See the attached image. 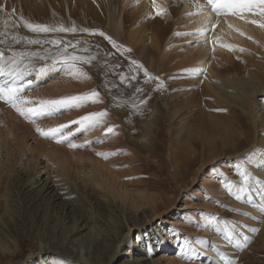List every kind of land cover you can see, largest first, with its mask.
<instances>
[{"label":"rangeland","instance_id":"1","mask_svg":"<svg viewBox=\"0 0 264 264\" xmlns=\"http://www.w3.org/2000/svg\"><path fill=\"white\" fill-rule=\"evenodd\" d=\"M1 1L7 5L9 12L1 13L0 18L17 20L24 30L27 29L23 27V20L52 26V16L62 21L64 26L75 25L78 30L75 34L46 36L31 32L33 39H62L68 47L64 51L63 44L57 49L42 43L38 45L42 51L34 52L38 55L24 57V62L30 57L29 60L37 65L48 64V70L44 73L50 71L56 75L60 71L61 74L39 83L33 89L27 88L23 96L52 81L48 87L63 85L62 95L66 97H70L67 94L81 95L95 90L100 93L99 102H88L79 109L93 110L106 102L109 113L125 112L131 122L128 124H141L148 115V105L153 99H166L167 102L170 98L173 109L182 117L180 122L185 124L182 135L197 138L199 147L194 148L193 159L188 164L187 161L184 163L186 168L181 172L184 178L176 179L170 174L172 169L168 151L169 143L173 144V140H168L167 135L159 140L162 147L155 157L137 156L133 150H128L126 154V150L123 151L124 155L119 160L118 153L106 158L97 157L102 163L106 161L104 164L110 169L119 172V176L125 177L126 188L133 195L127 199L118 197V191L111 195L106 186L100 187L86 176L85 172L90 168L86 166L89 160L86 155L83 158L77 155L79 152H90L95 146L93 139L87 136L88 132L81 131L69 136L71 142L86 144V147L71 148L68 141L60 144L64 147L57 144L41 146L37 128L32 127V134L23 135L3 125L0 127V264H264V226H261L260 218L253 215L250 189L254 174L247 169L245 156L244 164L236 161V156L231 152L225 151L211 159L207 154L205 135L201 132L196 134L195 129L190 135V129L186 128L195 126L200 112L208 107V103L216 105L212 112L214 115L223 117L226 113L227 108L219 106L216 99L207 100L204 81L195 78L185 67L176 65L178 61L175 60L166 71H160L167 78L160 79L162 77L155 73L156 79L152 74L144 75L128 81L130 84H121V81L122 90L120 86L117 89L112 82L115 79L109 72V60L112 61L114 54L110 49L111 43L105 38L111 36L102 28L106 18L102 10L80 7V2L76 0ZM12 8L16 9L14 15ZM172 19L181 29L180 35H177L180 42L166 47L162 55L155 54L160 60L168 50L182 48L179 57L203 58L205 66L213 69L226 54H236L235 46L232 51L212 48L208 40H215L214 36L211 37L212 32L207 29L205 33L202 25L195 26L187 13L176 9ZM10 21L8 24H11ZM8 26V29L16 30L14 26ZM200 31L204 34H199ZM91 32L97 34L92 35ZM100 32L105 35H99ZM23 43L24 38H21L19 45ZM45 46H49V49H43ZM249 47L257 48L253 44ZM25 49L29 47L21 50ZM145 53L149 56L154 54L152 50ZM72 55L92 58L89 64H76V68H82L87 73V78H75L71 69L64 65L51 68L54 67V57ZM41 56L46 59L40 60ZM116 59L119 66L124 62L137 63V56L131 55L121 44ZM129 71L127 67L126 72ZM44 73L37 71L31 77ZM62 78L78 81L83 90L72 88ZM123 89L127 90V94ZM128 92L132 95L133 104L127 109L123 101H116V94L127 101L130 98L127 97ZM31 101L36 105L41 100L34 96ZM73 109L62 110L51 117L37 118L35 122L65 115ZM77 119L79 117L71 118L66 123ZM70 125L65 132H76L78 125ZM176 126L179 134L181 124L176 123ZM230 129L238 134L243 133V129L235 123L231 124ZM263 134L260 133L259 137L262 138ZM178 138V143L183 144L181 136L178 135ZM57 151L62 154L58 155ZM113 157L117 161H114L115 166L108 161ZM138 159L139 162H135ZM47 162L49 165L46 168ZM241 173L249 176L247 186ZM35 174V179H40L39 183H27L29 177L33 178ZM116 182L122 186L121 179ZM41 184L45 188L48 185L56 189L44 194V190L40 189ZM111 184L109 178L107 185L113 189L115 186ZM229 184L232 186L231 192L228 190ZM21 186L23 189H20ZM139 195L147 198L148 203L143 205ZM249 198L252 202H249ZM251 229L259 231L253 232ZM245 237H248L247 247H244Z\"/></svg>","mask_w":264,"mask_h":264},{"label":"bare ground","instance_id":"2","mask_svg":"<svg viewBox=\"0 0 264 264\" xmlns=\"http://www.w3.org/2000/svg\"><path fill=\"white\" fill-rule=\"evenodd\" d=\"M67 1L68 0H66V2ZM76 1L80 2V7L102 10L106 17L102 23V28L106 29L108 35L112 37V40H114L117 45L121 44L125 50H131L128 51L131 55L137 56V63L124 62L123 65L119 66L116 59L118 48L113 47L112 44L110 45L114 58L112 61L109 60V72L115 79V81L112 82L117 85V89L120 86L119 89L122 90L121 84H123V82L130 84L128 81L134 80L132 77H135V79L143 77L145 71H147L148 74H152L154 79H156L154 73L159 74V76L162 77L160 79H165L167 76L163 77L160 71H166V68L177 60L178 64L176 65L185 67L195 78L204 81L206 85V90L204 91L207 92V100H209L208 98L216 99L219 106L227 108L223 117L216 116L212 113L216 105L214 103H208V107L200 112L195 126L191 125L186 128L190 129V135L192 134V129H195L196 134L201 132L205 135L204 141L207 142V154L211 159L216 158L225 151L231 152V155L236 156V161L244 164L243 159L245 156L248 162L247 169L254 174V179H251L252 188L250 189L253 201V215L259 217L261 226H264V210H262L264 198L260 196L257 191L259 186L255 183L256 179L260 180L261 184H264V134L262 138L259 137L260 133H264V29L254 24L246 23L245 19L236 16L216 17L213 15L211 19H208L207 16L198 15L197 13L199 10L195 6L196 0H157L158 6L166 10L163 16H155L152 0ZM201 2H203V0H201ZM0 4H3L1 0ZM176 9L187 13L189 20H193L195 26L198 27L202 25V30L205 31V33L207 29L212 32L211 37L214 36L215 40L212 38L208 39L211 42L212 48H219L220 51L227 50L226 47H221L220 45H227L228 43L229 45L235 46L236 54H226V56L223 57V61L217 64L213 69L205 66L203 58L194 59L191 57V59H189L187 57L184 58V56L179 57V52L182 51V48L168 50L164 58L160 60L155 54L162 55L166 47L169 46L170 48V46H172L171 44L180 42V36L177 35H180L181 29L172 19V15ZM8 12L9 11H7V13ZM189 13H192V15H189ZM246 18L250 19L251 17ZM50 19V24L52 26L63 24L62 21L54 16ZM256 19L259 20L258 17ZM9 21L10 20L7 18H0V33L6 31L4 26L5 22H7V25H10V27L12 25L16 29L13 31V28L11 30L7 28L8 36H0V39L6 40V43L0 44V52H5L10 55L13 48L18 54L24 51L28 54L41 50V47L38 45L27 43L28 39H33L34 37L29 30H24L22 24L17 20H11V24H8ZM217 21H219V23H217ZM213 25H215V27H213ZM229 25H231V28ZM241 33H243V35H241ZM12 35L24 38V43L19 45L8 40ZM52 36L54 35H50V37ZM251 44L257 46V48H250L249 46H251ZM139 46L145 47L140 48ZM28 47L29 49H25L24 51L21 50ZM240 48L245 49V51H239ZM43 49H49V46H45ZM149 50H152L154 54L149 56L145 53ZM31 58H33V55H31ZM179 58H181V60H179ZM29 59L30 57H28L25 62L29 64V71H31V74L37 72L33 69H39L43 66L37 65ZM127 67L130 70L129 72H126ZM51 68H55V66ZM197 70H204V72L201 75ZM59 73L61 74L59 71L55 75L54 72L49 71L41 76L31 77L30 75L27 76L23 82L27 84L28 81H31L30 89H33L38 86L39 83L43 81L46 82ZM122 78L123 82L120 84ZM62 79L64 83L70 85L72 88L74 86L78 90H83L82 85L78 81L67 78ZM0 82H3V78H0ZM32 82H34V84H32ZM52 82L40 85L36 90L26 94L24 97L28 100H32L34 96H37L41 101L66 97V95H62V91H64L63 85L61 87H48ZM66 87L70 89L67 85ZM123 90L127 94V90ZM128 93L127 97L129 96L130 98H128L127 101H125V97L116 94V101H123L127 109L128 106H132L133 104L131 100L132 95L130 92ZM67 95L75 96L77 93ZM37 105L38 104H32L30 106ZM9 108H11V110H8ZM108 109V104L104 102L93 110L78 108V110L74 111L73 109V111L69 113L65 112V115L33 123L21 116L10 105L0 102V127L4 125L13 130L22 132L23 135L32 134L34 130L32 127H39L44 131L65 124L70 127L71 123L66 122L71 118H80L90 113L106 111L107 115L102 118L101 125L84 131L88 132L87 136L93 139L92 141L95 146L89 150L90 152H79L77 155L78 158H83V156L86 155L89 160V164L87 163L86 166H90V168L85 174L87 173L86 176H89L90 182L96 183L103 188L106 186L105 189L109 190L111 195H113V192L118 191V197L123 196L127 199L132 198L133 195L130 194V190L128 191V188H126L127 182L124 183L126 181L125 177L123 175L119 176V172L110 169L104 164L106 162L105 160V162L102 163L103 161L97 160V157H110L118 153L120 156H117V159H120L121 155H124L122 152L125 150V154L128 150H133L137 156L146 155L147 157H155L162 147V143L159 142V140L163 135H167L168 140L171 138L173 140V144L169 143L168 151V159L172 169L170 174L173 179L177 177L184 178L181 174L186 168L184 163L187 161L188 164V162L193 159L195 155L194 148L199 147V144L196 143L197 138H191L188 134L182 135L185 124L180 122L182 117L173 109L170 98L167 102L166 99H153L152 103L148 105V115L141 124H128L131 122L125 112L116 111L114 113H109ZM176 123L181 124V127H179L181 132L179 134L176 129ZM234 123L243 129V133L238 134L233 129H230L231 124ZM167 124H169V126L165 127ZM108 127L114 128L113 133H106ZM134 130L135 133H132ZM77 133L79 132H74L73 135ZM178 135L183 139V144L180 141L178 143ZM40 138L41 146L57 144L59 147H64L60 144L67 143V141L57 143L55 139L46 138L41 134ZM84 146L86 147V144L83 145V147ZM240 148L242 149L240 150ZM119 149H121V152H119ZM57 153L58 155L62 154L61 151H57ZM98 153L103 155H98ZM125 160L127 159L125 158ZM108 161L111 165H114L116 159L113 157V159ZM135 162H139V159L137 161L135 160ZM123 163H126V161ZM48 165L49 163L47 162L46 168ZM38 168L39 164L37 163V169ZM83 171L84 169L82 168V172ZM35 178H37L36 174L33 178L29 177L27 183H30V181L31 185L39 183L40 179ZM109 178L111 183L115 186L113 189L112 186L107 185ZM207 178H209V174H207ZM119 179L122 180V186L121 183L118 184V182H116V180ZM114 181L116 183H113ZM117 184L119 185V187H117L118 190H116ZM40 186V189L42 191L44 190V194H50L56 189L55 186L47 185L46 188L45 185L43 186L41 184ZM20 189H23V186H21ZM139 199H141L143 205L148 203V199L143 195H139ZM162 221L165 220L163 219ZM214 242L215 241H213V243ZM31 258L32 255L29 259Z\"/></svg>","mask_w":264,"mask_h":264},{"label":"snow or ice","instance_id":"3","mask_svg":"<svg viewBox=\"0 0 264 264\" xmlns=\"http://www.w3.org/2000/svg\"><path fill=\"white\" fill-rule=\"evenodd\" d=\"M153 9L155 12V16H163L165 11L161 9L158 4L157 0H152ZM195 6L197 7L198 15L207 16L208 19H211L213 15L216 17L220 16H236L241 19H245L246 23L254 24L262 29H264V0H196ZM7 5L0 4V13H4L6 11ZM16 12L15 8L11 9V13L14 15ZM192 15V13H189ZM246 17H251L247 19ZM259 18L256 19V18ZM219 23V21H217ZM7 22H5V29L6 31L0 33V36H8L7 32ZM23 27H25L30 32L37 34V35H48V34H56V33H64V34H75L78 30L75 25L71 27H66L63 24L49 26L46 24H39V23H30L27 20H23ZM215 27V25H213ZM231 28V25H229ZM88 31V30H82ZM90 34L95 35L97 33L91 32ZM101 36L105 34L100 32L98 33ZM199 34L203 35V31H200ZM243 35V33H241ZM108 39L109 43L113 45V47L118 48L119 45L116 44L111 37H105ZM10 40L14 44H20L21 38L17 35H12ZM6 43L5 39H0V44ZM28 44H49L57 49L60 46L64 45V51L67 50L68 45L62 39H28ZM221 47H226L229 51L234 50L232 45H220ZM74 47V45H73ZM126 51H131L130 49H126ZM239 51L243 52L245 49L240 48ZM25 55H38L35 53H17L13 48L11 50L10 55L6 54L5 52H0V78H3V82H0V102L10 105L14 108L21 116L25 119L35 123L37 118H46L54 116L60 113L62 110H69L73 108H79L84 106V104L91 102L97 103L98 97L100 95L99 92L93 90L90 93H84L81 95H75L70 97H64L56 100H42L38 103L37 106H30L33 104L31 100L26 99L23 96V93L27 88L31 86V81H28L25 84V78L31 75V71H29V64L24 63ZM40 60H45L46 57H39ZM92 58H85V57H78L75 55L72 56H64L54 57L52 59V65H64L71 69V74L80 79L81 77L87 78V73L83 71L82 68H76V64H89ZM38 71L39 73H44L48 70L47 65L44 67H40L39 69H33ZM199 74H203L204 70H197ZM144 75L147 77L149 74L145 71ZM135 79V77H132ZM123 82V78H122ZM137 91H141V89H137ZM146 101H141V103H145ZM107 115L106 111L98 112V113H90L83 117H80L76 121H72L70 123L78 125L76 132L80 131H87L91 128H95L102 124V118ZM69 125H60L59 127L50 128L47 131H44L37 127L36 131L40 133L42 136L46 138L55 139L57 143H62L68 141V146L71 148L83 147V145H77L69 140V136L73 135L72 132H65L64 130L68 128ZM114 128L108 127L106 130L107 134L113 133ZM98 155H103L99 154ZM106 158V157H105ZM244 178V185L247 186V182L249 180V176L247 173H241ZM254 179V178H253ZM255 183L259 186L257 191L259 192L260 196L264 198V184H261L260 180H255ZM228 190L231 192L232 186L228 185ZM243 190V188H241ZM239 195H237V199H239ZM249 202L251 198H249ZM262 210H264V206H262ZM253 232H258L259 229H251ZM245 244L244 247H247L248 237L244 238ZM231 264V262H230Z\"/></svg>","mask_w":264,"mask_h":264}]
</instances>
